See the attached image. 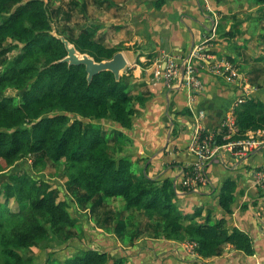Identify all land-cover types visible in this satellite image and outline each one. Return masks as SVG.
<instances>
[{
	"label": "trees",
	"instance_id": "obj_1",
	"mask_svg": "<svg viewBox=\"0 0 264 264\" xmlns=\"http://www.w3.org/2000/svg\"><path fill=\"white\" fill-rule=\"evenodd\" d=\"M165 3L166 0H155L154 6L161 9ZM0 20V43H23L20 59L0 73V94L10 87L20 92L18 99L0 96V163L6 160L12 165L44 153L55 163L66 161L69 183L85 193V201L91 202L99 195L123 198L128 210L136 209L149 220H159V236L195 242L198 258L221 256L227 246L248 256L255 254L250 235L237 228L229 229L226 219L213 223L211 213L203 217V207L187 214L180 206L182 196L177 194L171 177H135L131 159L112 154L102 124L127 133L133 128V99L122 87L124 77L117 82L113 73L102 72L89 84L85 66L55 63L65 58L67 51L51 34L54 22L46 1L0 0ZM65 37L80 53L88 54L96 62L111 60L122 51L108 48L84 32L76 39ZM235 92L237 100H244L234 111L238 129L235 138L264 130V88L251 94L237 88ZM85 123L91 124L85 129ZM221 133L224 135L225 129ZM217 140L223 143L222 136ZM30 177L13 175L0 183V246L10 264H31L19 251L47 239L45 222L53 229L82 228L80 220L69 211V199L58 201L47 191L45 181ZM236 190L234 180L226 181L221 189L219 205L228 215L232 213ZM12 203H16L15 208ZM82 221L86 222L84 217ZM122 230L119 223L115 231L121 234ZM92 236L93 239L88 237L90 246L69 255L60 264L127 263L126 257L110 256L107 244L112 239L98 231ZM91 244L98 248L93 249ZM47 264L58 263L50 259Z\"/></svg>",
	"mask_w": 264,
	"mask_h": 264
},
{
	"label": "crops",
	"instance_id": "obj_2",
	"mask_svg": "<svg viewBox=\"0 0 264 264\" xmlns=\"http://www.w3.org/2000/svg\"><path fill=\"white\" fill-rule=\"evenodd\" d=\"M44 1L53 3L57 14L63 16L67 13L68 19L73 14L74 27L63 25L60 28L57 25L60 31L67 33L64 36L76 39L81 33H88L95 41L108 48H121L125 54L128 68L123 72L122 87L133 99V128L130 133L117 131L125 138L117 137V134L111 137L116 128L104 135L110 146L123 139L130 143L125 147H132V150L118 158L131 159L135 177L147 175L156 180L164 174L171 177L176 186L181 171L196 162L190 144L199 113L205 114L200 123L205 131L222 132L227 118L235 117L238 106L235 89L247 92L246 87H253L252 93H255L256 85H264V63H259L258 59L249 62L253 47L243 55L241 48L231 46L225 49L214 44L219 38L217 32L221 30L222 18L228 19L230 27L227 30H230L236 15L229 9L225 15L219 16L213 9L216 1L166 0L158 9L154 6L155 0H71L74 2L72 12L64 11L62 5L70 0ZM58 2L61 3L57 5ZM224 2L228 1H218V6ZM251 2L254 10L264 11V7H260L264 6V1ZM53 4L50 7L53 8ZM204 52H211L210 64L204 58ZM192 54L196 55L197 71L204 88L189 94L185 88H179L176 81L166 82L159 71L160 66L165 68L169 57L185 59ZM242 57L246 58L245 63L239 61ZM227 64L233 67L235 75L226 70ZM174 132L178 135L174 136ZM173 162L176 163L174 166L161 170L160 166ZM139 168H142L141 174ZM261 169H264V145L237 164L216 159L206 167L208 186L197 196L180 195V199L193 202L189 209H184L187 214L192 215L203 207V217L211 213L213 223L226 219L229 229L237 228L249 234L254 255L248 256L227 246L221 256L211 259L194 257L184 247L189 240L177 242L159 236L162 230L157 225L150 223L151 220L146 221L143 212L128 210L123 198L118 197L105 199L122 205L119 219L123 225L122 233H113L106 226L105 231L99 229L112 239L107 244L110 256L126 257L130 264H264V191L254 180V172ZM228 180L237 183L230 215L219 205L221 189Z\"/></svg>",
	"mask_w": 264,
	"mask_h": 264
},
{
	"label": "rangeland",
	"instance_id": "obj_3",
	"mask_svg": "<svg viewBox=\"0 0 264 264\" xmlns=\"http://www.w3.org/2000/svg\"><path fill=\"white\" fill-rule=\"evenodd\" d=\"M213 1H216V4L213 3V9L217 12L219 16L225 15V13H227L229 9L230 12H235L236 15L234 20L232 21V28H230V30H227V28L229 29L230 27V22H228L227 18H222V20L220 21V25H222L220 26L221 30L217 32L219 38H217L216 43H214V41L211 42H213L215 45L219 44L222 46V48L225 49H228V47L230 48L231 46L236 47V49L238 50L241 48V53L243 55L248 53L247 51L249 50V48L253 47V54L249 55V62H253V59L255 62H257L258 59L259 63H264V11H261V13H263L261 14L259 13V11L254 10L253 2L251 1L256 0ZM218 1L228 2H224V4H222L221 6H218ZM61 2H58L57 5ZM72 2L73 1L70 0L62 3V5L64 6V11H74ZM50 4L52 5L53 3H48V6L49 13L54 22L53 24L55 28L59 32H62V34H67L64 30L60 31L58 29V26L60 28L63 25H66V27H74V23L72 20L73 14H70L71 17L68 19V14L66 12H64L66 13V15L63 16L62 14H57L55 5L53 4L54 6L52 8L50 7ZM258 14L260 15L258 16ZM59 17L60 20H57L59 19ZM55 20H57V22ZM211 42L209 41L208 43ZM22 47L23 43L21 41L16 40H8L5 43H0V73L4 72L14 61L20 59L22 54ZM224 59L226 58H222L221 60ZM239 61H241V63H245V61L247 60L246 58L242 57L239 59ZM259 88H264V85H256V91L259 90ZM253 90V87L251 89L249 87H246V91L248 94H251ZM19 94V90L10 87L7 88L4 92H2L0 96H14L18 99ZM184 97L185 96H181V99L185 101L186 99ZM88 124L91 123H85L83 127L86 129L88 126H90ZM102 128L104 129V134H108L109 131L116 130L112 125L108 124H102ZM117 131L118 130H116L111 137L114 138V135L119 133ZM120 135L123 136V134H117V137H121ZM122 138L125 137L123 136ZM129 144L130 143H128L127 140L124 139L118 141L115 146H111L112 154L116 158H118L121 154L128 153L126 151H131L132 147L127 149L125 145ZM118 149L122 151L118 152ZM175 164L176 163L173 162L160 167L162 170L168 168V166H174ZM0 165L3 169V171H0V183L8 181L9 177L13 175H17L20 177L25 174L30 175V179L33 177L36 180L45 181L48 184L47 191L53 196H55L58 201L69 199V201L72 203V206H70L69 211L73 217L78 218L80 220V223L82 225V228L80 227L53 229L52 227H50V223L48 221L45 222L44 224L46 225L49 231L47 239L35 243L29 249H20L19 251L25 258L30 260L31 264H47V261H49L50 259H53L55 263L60 264V262L69 257V255L71 256L72 254H78L84 247H88V245L91 243V239H89L88 237L91 236L93 239L92 234H94V231L101 232L99 230L101 228L104 229L102 231H105L106 226L107 228L110 227L113 233L116 232L115 230L120 222L119 219L121 218L120 210H122V205L118 204V202H111L109 200H106L102 196L96 197L91 202L85 201V193L82 190L73 187L69 183L67 177L66 161L55 163L54 161L49 159L44 153H40L31 155L26 159H22L12 165H9L6 160H2ZM138 172H140L141 174L142 168H139ZM163 176L168 177L164 174ZM181 201L182 202L180 206L185 210L189 209L191 206L190 204L193 203L191 200L186 201L185 199H183ZM11 207L15 208L16 203H12ZM111 209H115L116 212L109 213ZM83 217L86 222L82 221ZM146 219V221H150L148 218ZM158 221V219H153L150 221V223L157 225ZM112 225L114 227L116 226L115 229ZM84 228L87 230V232ZM148 231L149 230H146V232ZM152 234H155V232H153ZM68 237H73L74 239L71 238L72 240H67ZM188 243L191 244L190 241ZM92 248H98V246L94 244L92 245ZM2 251L3 246H0V264H10L8 259L5 258L6 256L3 255ZM126 264L130 263L127 262Z\"/></svg>",
	"mask_w": 264,
	"mask_h": 264
},
{
	"label": "built area",
	"instance_id": "obj_4",
	"mask_svg": "<svg viewBox=\"0 0 264 264\" xmlns=\"http://www.w3.org/2000/svg\"><path fill=\"white\" fill-rule=\"evenodd\" d=\"M203 55L210 64L213 59L211 52H204ZM195 58V54L185 59L169 57L165 63V68L160 66L159 75L168 83L176 81L177 86L185 88L189 94L199 92L204 88V83L197 71ZM232 69L233 67L227 64L226 70L235 75ZM243 102V99H238L237 105ZM204 117L205 114L201 111L195 120L196 126L192 133L190 152L195 156L196 162L191 167L181 171L180 179L176 183V190L179 195L189 192L201 193L203 188L208 186L206 167L216 159L220 158L225 163L237 164L242 159L254 155L264 145V130L249 132L245 136L246 138H235L238 133L235 117L229 116L223 124L224 135L221 132L209 133L200 124ZM218 136H222V144L218 143ZM254 180L256 185L264 191V169L254 172ZM184 247L190 255L198 257L195 242L188 243Z\"/></svg>",
	"mask_w": 264,
	"mask_h": 264
},
{
	"label": "water",
	"instance_id": "obj_5",
	"mask_svg": "<svg viewBox=\"0 0 264 264\" xmlns=\"http://www.w3.org/2000/svg\"><path fill=\"white\" fill-rule=\"evenodd\" d=\"M51 34L64 44L67 51V56L55 63H66L69 66H85L89 84L92 83L95 76L102 72H111L114 74L117 82L121 81L123 72L128 68V61L122 51L115 54L111 60L96 62L95 59L88 54L80 53L75 45L71 44L65 36L60 35L54 24H52ZM185 194L191 195L190 192Z\"/></svg>",
	"mask_w": 264,
	"mask_h": 264
}]
</instances>
